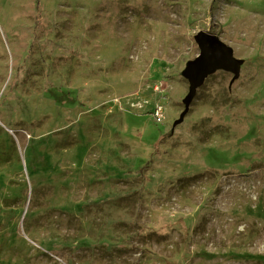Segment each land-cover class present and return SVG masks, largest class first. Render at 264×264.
<instances>
[{"label":"rangeland","instance_id":"1","mask_svg":"<svg viewBox=\"0 0 264 264\" xmlns=\"http://www.w3.org/2000/svg\"><path fill=\"white\" fill-rule=\"evenodd\" d=\"M212 2L0 0V264H264V0Z\"/></svg>","mask_w":264,"mask_h":264},{"label":"water","instance_id":"2","mask_svg":"<svg viewBox=\"0 0 264 264\" xmlns=\"http://www.w3.org/2000/svg\"><path fill=\"white\" fill-rule=\"evenodd\" d=\"M200 47V53L196 59L190 61L185 70V77L190 82V91L186 98V105L189 106L194 98L197 89L201 87L209 74L223 66L227 70L238 72L239 61L233 57V50L224 43L216 34L201 31L196 36ZM222 60V64H219Z\"/></svg>","mask_w":264,"mask_h":264},{"label":"built area","instance_id":"3","mask_svg":"<svg viewBox=\"0 0 264 264\" xmlns=\"http://www.w3.org/2000/svg\"><path fill=\"white\" fill-rule=\"evenodd\" d=\"M155 116L161 120L164 117V112H163V107L162 106H158L156 111H155Z\"/></svg>","mask_w":264,"mask_h":264},{"label":"trees","instance_id":"4","mask_svg":"<svg viewBox=\"0 0 264 264\" xmlns=\"http://www.w3.org/2000/svg\"><path fill=\"white\" fill-rule=\"evenodd\" d=\"M36 3H37V7H38L40 5V0H36ZM214 6H215V0H213V2L211 3L210 14L213 13Z\"/></svg>","mask_w":264,"mask_h":264},{"label":"bare ground","instance_id":"5","mask_svg":"<svg viewBox=\"0 0 264 264\" xmlns=\"http://www.w3.org/2000/svg\"><path fill=\"white\" fill-rule=\"evenodd\" d=\"M222 64V60H219V64L218 65H221Z\"/></svg>","mask_w":264,"mask_h":264}]
</instances>
